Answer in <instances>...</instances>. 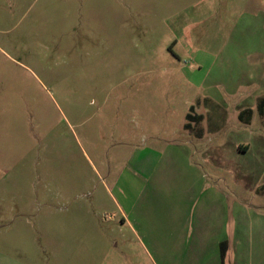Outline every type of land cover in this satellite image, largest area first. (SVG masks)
Masks as SVG:
<instances>
[{
	"label": "rangeland",
	"instance_id": "1",
	"mask_svg": "<svg viewBox=\"0 0 264 264\" xmlns=\"http://www.w3.org/2000/svg\"><path fill=\"white\" fill-rule=\"evenodd\" d=\"M263 98L264 0H0V264H194L130 216L139 156L264 243Z\"/></svg>",
	"mask_w": 264,
	"mask_h": 264
},
{
	"label": "crops",
	"instance_id": "2",
	"mask_svg": "<svg viewBox=\"0 0 264 264\" xmlns=\"http://www.w3.org/2000/svg\"><path fill=\"white\" fill-rule=\"evenodd\" d=\"M241 148L244 151L245 147ZM248 148L247 146V150ZM137 152L141 154L154 153L153 149L148 147L140 149V151L137 150ZM147 162L146 157L143 156L134 160L136 171L134 175H131L129 182L130 185H139L140 201L135 202L138 196L132 198L128 211L130 216L135 218L136 223L144 227L160 224V231L168 234L166 238L168 249L178 250L179 259L189 254L190 249L194 250L192 253L194 255L192 263L194 264L207 263L203 259L206 255L203 252L205 250H210L211 261L215 264H261L259 261L251 262L249 250L264 249V243L251 244L250 240H244V222L240 226L234 227L232 223L234 218L233 200L230 196L220 194L216 186L211 185L208 188L209 195L203 208L199 205L201 196L195 197L194 194L185 192L181 194L192 208H163L161 203L157 202L159 194L151 192L148 186L161 185L165 180L154 174V168L148 170L147 168L150 166ZM143 175L148 176L143 179ZM234 249L235 251L241 250L242 257L236 259L233 254Z\"/></svg>",
	"mask_w": 264,
	"mask_h": 264
},
{
	"label": "trees",
	"instance_id": "3",
	"mask_svg": "<svg viewBox=\"0 0 264 264\" xmlns=\"http://www.w3.org/2000/svg\"><path fill=\"white\" fill-rule=\"evenodd\" d=\"M258 107H259V112H262V109H264V98L260 100L259 104H258ZM261 109V110H260ZM251 120V114H250V117H249V120ZM247 150V146H245L244 148V152Z\"/></svg>",
	"mask_w": 264,
	"mask_h": 264
}]
</instances>
